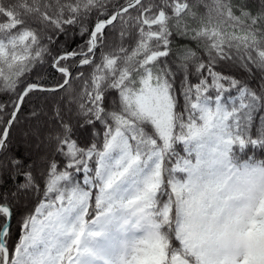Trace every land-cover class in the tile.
<instances>
[{
  "label": "snow or ice",
  "instance_id": "1",
  "mask_svg": "<svg viewBox=\"0 0 264 264\" xmlns=\"http://www.w3.org/2000/svg\"><path fill=\"white\" fill-rule=\"evenodd\" d=\"M0 96V264H264V0H0Z\"/></svg>",
  "mask_w": 264,
  "mask_h": 264
},
{
  "label": "trees",
  "instance_id": "2",
  "mask_svg": "<svg viewBox=\"0 0 264 264\" xmlns=\"http://www.w3.org/2000/svg\"><path fill=\"white\" fill-rule=\"evenodd\" d=\"M61 39H63V37H61ZM76 42H79L78 40ZM177 43H186V41H177ZM74 46V44H73ZM7 99V96H0V100H6ZM259 158H264V153H260V156Z\"/></svg>",
  "mask_w": 264,
  "mask_h": 264
}]
</instances>
